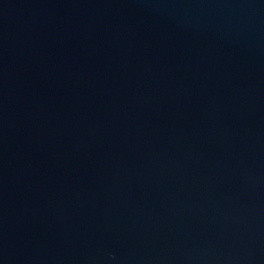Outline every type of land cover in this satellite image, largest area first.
I'll return each mask as SVG.
<instances>
[{
	"label": "water",
	"instance_id": "95a60500",
	"mask_svg": "<svg viewBox=\"0 0 264 264\" xmlns=\"http://www.w3.org/2000/svg\"><path fill=\"white\" fill-rule=\"evenodd\" d=\"M0 264H264V0H0Z\"/></svg>",
	"mask_w": 264,
	"mask_h": 264
}]
</instances>
